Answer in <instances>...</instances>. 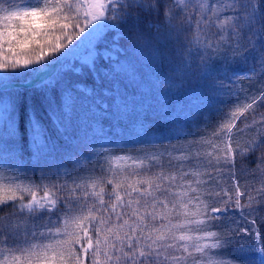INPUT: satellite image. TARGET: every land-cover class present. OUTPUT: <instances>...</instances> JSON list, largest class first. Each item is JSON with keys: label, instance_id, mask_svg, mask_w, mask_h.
I'll use <instances>...</instances> for the list:
<instances>
[{"label": "snow or ice", "instance_id": "snow-or-ice-1", "mask_svg": "<svg viewBox=\"0 0 264 264\" xmlns=\"http://www.w3.org/2000/svg\"><path fill=\"white\" fill-rule=\"evenodd\" d=\"M257 109L264 0H0V264H264Z\"/></svg>", "mask_w": 264, "mask_h": 264}, {"label": "trees", "instance_id": "trees-1", "mask_svg": "<svg viewBox=\"0 0 264 264\" xmlns=\"http://www.w3.org/2000/svg\"><path fill=\"white\" fill-rule=\"evenodd\" d=\"M106 2V0H105ZM193 28H195V24H193ZM251 65V61L249 60L248 65H245L244 63H238L236 65H234L233 67L236 69H240V67L245 68L247 66ZM244 89H247V93H245ZM240 92L241 96H251V95H259V91H258V86L253 85L251 83H249V81L247 80H242V79H238L235 81V89ZM264 111V109H257V115H259L260 112ZM245 115L248 117L247 122L251 123L252 121V116L249 113H245ZM243 119V118H242ZM238 127L240 128H244L243 124H240V122H237ZM252 136V132L251 131H247L242 135H239L237 137L239 143L241 145H243L244 143H246L248 141V139ZM105 145L109 144V141H104ZM235 146V145H234ZM120 166H123L125 163H128V161H118L117 162ZM115 167V165H114ZM237 167L239 168L240 166L237 165ZM247 167L250 168H254L255 165H248ZM97 176H99V171H97L96 173ZM259 175V173H257V176ZM238 182L241 185V190L244 191L246 188L250 191V193L252 195H256V190L260 189L262 187V185L260 183L257 182V179L254 178L251 174H245V175H240L238 177ZM107 191H111V185L107 186ZM234 191V190H233ZM247 211V209H245ZM236 225L233 223L230 225V227H235ZM257 227L259 228L260 226L257 225ZM260 240L261 242H264V232H260ZM253 238H254V233L252 234Z\"/></svg>", "mask_w": 264, "mask_h": 264}, {"label": "rangeland", "instance_id": "rangeland-1", "mask_svg": "<svg viewBox=\"0 0 264 264\" xmlns=\"http://www.w3.org/2000/svg\"><path fill=\"white\" fill-rule=\"evenodd\" d=\"M177 2H178V3H181L182 0H177ZM183 2H187V0H183ZM203 2H204L205 4H208V3H211V0H203ZM81 55H82V56L87 55L86 50L82 51V52H81ZM250 66H251V65H249V66H247V67H245V68L240 67V69L238 68V69H236V70L239 71V72H247L248 67H250ZM238 79L245 80V79H243L242 77H238ZM246 132H247V131H246ZM238 217H239V214H237V218H238ZM257 234H258V233H254V238L257 237V236H259V235H257Z\"/></svg>", "mask_w": 264, "mask_h": 264}, {"label": "bare ground", "instance_id": "bare-ground-1", "mask_svg": "<svg viewBox=\"0 0 264 264\" xmlns=\"http://www.w3.org/2000/svg\"><path fill=\"white\" fill-rule=\"evenodd\" d=\"M258 235V234H257Z\"/></svg>", "mask_w": 264, "mask_h": 264}]
</instances>
